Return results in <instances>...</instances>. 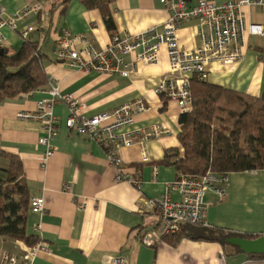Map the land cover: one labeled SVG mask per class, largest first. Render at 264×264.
Here are the masks:
<instances>
[{
    "label": "crops",
    "instance_id": "0c3cea01",
    "mask_svg": "<svg viewBox=\"0 0 264 264\" xmlns=\"http://www.w3.org/2000/svg\"><path fill=\"white\" fill-rule=\"evenodd\" d=\"M0 0L5 13L12 14L24 6H40L17 23L16 30L5 27L0 44L9 55L17 52L24 41L37 43L44 56V70L62 95L73 94L84 106L86 116L112 112L117 107L143 99L148 111L134 118L133 127L164 125L167 133L143 144L147 161L141 158L139 138L121 152L122 172L141 183L137 189L127 181L115 180L117 170L107 160L104 150L85 135L66 125V105H55L53 114L57 132L52 140L54 155L40 169L45 148L37 143L41 136L38 121L16 118L18 111H33L37 103L49 98L48 86L28 95L0 103V150L17 156L22 162L30 200L44 199L42 215L30 209L26 230L38 236L51 250L41 254L35 264H113L122 257L127 264H264V257L249 258L233 246L215 242L181 239L176 245L166 241L153 248L140 243L142 234L159 224L158 209L150 201L160 198L166 185L178 178L173 167L159 163L166 150L183 149L178 140L180 112L172 101L157 96L154 88L168 72V58L163 47L155 66L138 64L129 77L72 70L56 63L52 50L63 29L83 34L96 49L106 47L111 33L105 28L97 10H87L80 0ZM176 1V0H175ZM188 7L202 0H183ZM215 4L240 0H204ZM64 3V4H63ZM247 24L264 28V9L256 5L241 7ZM114 33L134 35L150 28H160L169 12L159 0H114L110 7ZM33 28L26 40L23 28ZM196 20L183 23L178 30L180 45L185 49L199 46ZM246 47L241 59L231 65L210 63L206 82L254 98L264 96V36H245ZM128 58L126 61L129 62ZM131 129V128H129ZM7 161L0 159V167ZM153 168H156L154 178ZM229 186L224 198L207 193L204 201L205 226L256 239L264 237V169L228 174ZM70 186L66 192L63 187ZM179 200L177 192H170ZM38 232L35 233V229ZM20 241L3 240L0 250L18 258ZM21 246V245H20ZM26 246V245H24Z\"/></svg>",
    "mask_w": 264,
    "mask_h": 264
},
{
    "label": "built area",
    "instance_id": "2783aa9c",
    "mask_svg": "<svg viewBox=\"0 0 264 264\" xmlns=\"http://www.w3.org/2000/svg\"><path fill=\"white\" fill-rule=\"evenodd\" d=\"M168 10V19L160 28H150L141 33L129 35L113 34L109 44L96 49L83 34H74L63 29L55 41L52 55L56 63L72 70L96 72L104 75L129 77L138 64L155 66L159 62L161 48L166 49L168 72L156 84L154 93L176 104L178 111L189 113L192 110L191 80H206V66L210 63L231 65L244 54L245 36H264L260 25L247 24L243 18V5H256L264 9V0H240L215 4L199 1L188 7L183 0H159ZM40 6H24L20 10L7 14L0 5V44L5 37L2 30L7 27L16 30L17 23L31 14H39ZM196 20L199 24L200 44L194 49H185L180 45L178 30L187 21ZM33 28L25 27L20 33L27 39ZM131 60L127 62L126 60ZM49 98L37 103L33 111H18L16 118L23 121H38L41 124V136L37 143L45 148L40 159V169L44 170L47 161L54 155L52 140L57 132V122L53 109L57 104L67 106L69 116L66 125L80 135H85L96 142L105 152L108 162L116 168L115 180L127 181L140 189L141 183L122 172L121 152L135 144L139 138L141 158L147 161L143 144L167 133L164 125H150L147 128L133 127L134 118L148 111L143 99L121 105L112 112L86 116L84 106L73 94L62 95L58 86L49 80ZM131 128V129H129ZM154 178L156 168H153ZM229 186L228 175L208 170L204 175L179 173L178 178L166 185L164 194L150 203L158 209L159 224L145 231L140 243L153 248L164 238L177 233L182 224H203L205 226L204 201L207 193L215 194L218 199L225 197ZM63 189L70 191V186ZM175 191L179 200H172L170 192ZM30 211L36 215L44 212V199L37 197L30 200ZM39 226L35 229L38 232ZM38 237V236H37ZM32 247L18 243L22 249L20 258L0 250V264H35L41 255H49L51 250L40 237ZM0 237V244L3 243ZM21 245V246H20ZM113 264H127L122 257H116Z\"/></svg>",
    "mask_w": 264,
    "mask_h": 264
},
{
    "label": "trees",
    "instance_id": "16d2710c",
    "mask_svg": "<svg viewBox=\"0 0 264 264\" xmlns=\"http://www.w3.org/2000/svg\"><path fill=\"white\" fill-rule=\"evenodd\" d=\"M80 4L99 11L107 31L115 34L110 12L114 0H80ZM43 61L40 47L31 41H24L12 55L0 49V103L48 86ZM191 93V112L178 118L183 154L180 156L176 149L166 150L159 163L198 176L208 170L228 175L264 169V96L254 98L200 81L196 76L191 80ZM0 159L8 163L6 168L0 167V237L32 247L40 239L26 230L30 196L22 162L1 150ZM183 238L222 246H231L229 238L251 239L203 224H182L177 233L163 241L176 245ZM247 257L261 258L264 254Z\"/></svg>",
    "mask_w": 264,
    "mask_h": 264
},
{
    "label": "water",
    "instance_id": "95a60500",
    "mask_svg": "<svg viewBox=\"0 0 264 264\" xmlns=\"http://www.w3.org/2000/svg\"><path fill=\"white\" fill-rule=\"evenodd\" d=\"M227 243L231 246L237 247L246 255L264 254V237L256 239L229 238L227 239Z\"/></svg>",
    "mask_w": 264,
    "mask_h": 264
}]
</instances>
